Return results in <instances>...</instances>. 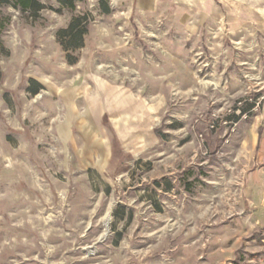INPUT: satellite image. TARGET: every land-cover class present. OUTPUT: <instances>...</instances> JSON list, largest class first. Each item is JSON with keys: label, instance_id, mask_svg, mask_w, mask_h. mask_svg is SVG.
Masks as SVG:
<instances>
[{"label": "rangeland", "instance_id": "374dc122", "mask_svg": "<svg viewBox=\"0 0 264 264\" xmlns=\"http://www.w3.org/2000/svg\"><path fill=\"white\" fill-rule=\"evenodd\" d=\"M37 1L0 0V264H264L253 0H83L75 49Z\"/></svg>", "mask_w": 264, "mask_h": 264}, {"label": "trees", "instance_id": "16d2710c", "mask_svg": "<svg viewBox=\"0 0 264 264\" xmlns=\"http://www.w3.org/2000/svg\"><path fill=\"white\" fill-rule=\"evenodd\" d=\"M10 1L12 5L20 10L37 12L42 6L37 0H3ZM59 4L70 13H75L76 4L83 2V0H57ZM108 0H101L100 5L103 8L102 13L108 14L109 7ZM85 17H81L79 14H74L66 28L59 30L56 33V38L60 45L67 49L77 48L82 42L83 36L86 33V22L83 24ZM68 44V45H66ZM35 94L36 90H32Z\"/></svg>", "mask_w": 264, "mask_h": 264}, {"label": "crops", "instance_id": "0c3cea01", "mask_svg": "<svg viewBox=\"0 0 264 264\" xmlns=\"http://www.w3.org/2000/svg\"><path fill=\"white\" fill-rule=\"evenodd\" d=\"M225 1V0H223ZM264 0H253V6H254V11L259 14L262 15L264 13ZM261 208V211L264 212V204L259 206ZM260 211V212H261ZM262 213V212H261ZM262 257H260L261 259ZM261 263V262H260ZM262 264V263H261Z\"/></svg>", "mask_w": 264, "mask_h": 264}]
</instances>
